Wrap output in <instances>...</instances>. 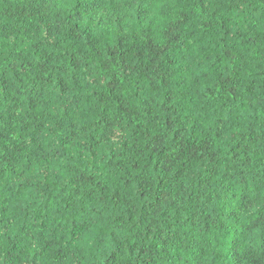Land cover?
Returning <instances> with one entry per match:
<instances>
[{"label": "clouds", "instance_id": "1", "mask_svg": "<svg viewBox=\"0 0 264 264\" xmlns=\"http://www.w3.org/2000/svg\"><path fill=\"white\" fill-rule=\"evenodd\" d=\"M0 264H264V0H0Z\"/></svg>", "mask_w": 264, "mask_h": 264}]
</instances>
